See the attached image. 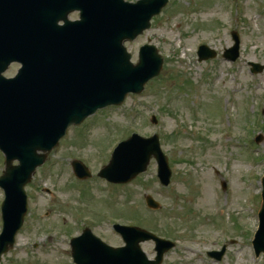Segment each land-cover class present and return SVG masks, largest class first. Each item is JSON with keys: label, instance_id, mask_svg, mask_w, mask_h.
Segmentation results:
<instances>
[{"label": "rangeland", "instance_id": "374dc122", "mask_svg": "<svg viewBox=\"0 0 264 264\" xmlns=\"http://www.w3.org/2000/svg\"><path fill=\"white\" fill-rule=\"evenodd\" d=\"M232 31L241 38L235 63L222 58L234 44ZM145 44L156 46L163 57L159 76L122 106L71 128L47 155L26 187V222L0 264H74L70 240L84 228L110 246H123L112 228L116 222L176 242L162 264H264L251 246L262 203L264 72L252 75L249 66L264 64V0H170L148 31L126 42L134 63ZM202 44L218 57L199 62ZM18 69L13 65L5 76ZM133 133L159 136L172 169L169 187L159 184L154 159L126 185L97 176L117 143ZM73 160L89 166L92 176L80 181L69 173ZM3 170L0 152V175ZM146 196L160 202V210H150ZM223 245L220 263L208 257ZM141 248L155 258L152 241Z\"/></svg>", "mask_w": 264, "mask_h": 264}, {"label": "water", "instance_id": "95a60500", "mask_svg": "<svg viewBox=\"0 0 264 264\" xmlns=\"http://www.w3.org/2000/svg\"><path fill=\"white\" fill-rule=\"evenodd\" d=\"M168 0H0V149L6 154V171L0 178L6 200L4 227L0 236V260L14 245L15 236L27 212L25 185L45 155L57 146L67 129L81 124L98 109L121 105L129 93L139 94L145 84L159 75L163 59L154 46L140 49V61L131 62L124 47L150 28L151 19L160 14ZM79 10L81 20L70 22L69 13ZM64 21V26L58 23ZM236 45L225 53L235 60ZM200 61L216 54L202 46ZM23 67L14 80L1 74L13 62ZM263 67L254 65L255 72ZM259 141V140H258ZM159 163V177L165 185L171 178L167 158L157 136L150 139L133 135L115 150L110 164L100 176L114 183H127L146 171L151 157ZM19 160L20 165L12 162ZM74 168L81 179L88 171L78 162ZM121 174V177L118 176ZM264 201V178H263ZM148 205L157 208L152 198ZM127 246L113 249L91 231L71 242L77 264H161L174 244L153 234L120 227ZM156 242L158 256L149 261L140 242ZM257 255L264 253V202L260 229L254 241ZM219 254V257L224 253Z\"/></svg>", "mask_w": 264, "mask_h": 264}, {"label": "bare ground", "instance_id": "6f19581e", "mask_svg": "<svg viewBox=\"0 0 264 264\" xmlns=\"http://www.w3.org/2000/svg\"><path fill=\"white\" fill-rule=\"evenodd\" d=\"M54 252V251H53ZM48 258H51V256H48ZM240 263H242V262H240Z\"/></svg>", "mask_w": 264, "mask_h": 264}]
</instances>
